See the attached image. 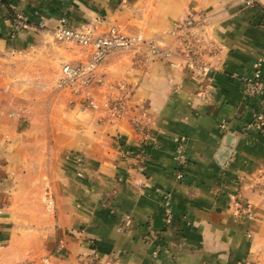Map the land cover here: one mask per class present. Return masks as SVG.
I'll return each mask as SVG.
<instances>
[{
  "label": "crops",
  "instance_id": "obj_1",
  "mask_svg": "<svg viewBox=\"0 0 264 264\" xmlns=\"http://www.w3.org/2000/svg\"><path fill=\"white\" fill-rule=\"evenodd\" d=\"M2 1L0 264H264V195L248 187L264 170V132L249 126L259 98L242 80L264 81V0ZM185 19L206 42L209 97L182 66L173 30ZM60 20L148 47L109 54L75 93L57 87L60 67L91 50L56 42ZM237 192L250 219L230 207Z\"/></svg>",
  "mask_w": 264,
  "mask_h": 264
},
{
  "label": "built area",
  "instance_id": "obj_2",
  "mask_svg": "<svg viewBox=\"0 0 264 264\" xmlns=\"http://www.w3.org/2000/svg\"><path fill=\"white\" fill-rule=\"evenodd\" d=\"M249 3L247 2V4ZM194 22L196 21L185 19L177 23L173 33L176 34L179 49L183 55L182 65L187 72L195 75L197 82L201 84L202 92L200 96L204 98L210 95L211 77L209 73L212 68L203 54L204 39L193 30L196 27ZM39 25L44 26L43 22H40ZM24 27V21L16 16L13 22V30L18 32ZM52 33L56 42H72L82 47H89L91 50L87 61L80 64L66 63L60 67L61 77L56 83L57 87H68L75 93H80L85 86L94 80L97 65L109 54L116 51L131 50L141 45L148 47V44L141 37L122 34L115 27L109 28L104 34L96 35L92 29L69 27L63 20H60L52 29ZM242 80L245 84L244 94L248 97L259 98V108L255 112L253 121L249 126L264 132V81L261 79L259 72H254L249 77L245 76ZM174 143L175 176L180 180L183 177L182 169L187 165L185 143L181 139H176ZM242 182L243 179H239L238 185L240 184L241 186ZM248 187L264 195V170L258 171ZM228 199L230 207L236 216L240 219H250L252 217L253 208L249 203L243 201L238 192L229 193ZM161 214L164 225L170 227L174 215L171 210V199L168 193L163 196Z\"/></svg>",
  "mask_w": 264,
  "mask_h": 264
},
{
  "label": "water",
  "instance_id": "obj_3",
  "mask_svg": "<svg viewBox=\"0 0 264 264\" xmlns=\"http://www.w3.org/2000/svg\"><path fill=\"white\" fill-rule=\"evenodd\" d=\"M227 134H229L230 137H235L232 133H227ZM228 147L229 148L228 149L225 148L224 151L223 150L219 151V153H222L223 152V157H227V156H230L231 155V152H232V149L231 148H232V146L231 145H228ZM223 157H221L219 163L222 162V158Z\"/></svg>",
  "mask_w": 264,
  "mask_h": 264
},
{
  "label": "rangeland",
  "instance_id": "obj_4",
  "mask_svg": "<svg viewBox=\"0 0 264 264\" xmlns=\"http://www.w3.org/2000/svg\"><path fill=\"white\" fill-rule=\"evenodd\" d=\"M119 31V30H118ZM120 32V31H119ZM123 34V33H122ZM206 46V42H205V39H204V43H203V47L204 48H206L205 47ZM203 54L205 55V52L203 51ZM205 57H206V55H205ZM183 66V65H182ZM184 68V67H183ZM211 73V72H210ZM210 73H209V76H210ZM192 74V73H191ZM192 75H194V74H192ZM195 76V75H194ZM211 77V76H210ZM196 81H197V79H196ZM245 90V89H244ZM47 201H50V199H47Z\"/></svg>",
  "mask_w": 264,
  "mask_h": 264
},
{
  "label": "trees",
  "instance_id": "obj_5",
  "mask_svg": "<svg viewBox=\"0 0 264 264\" xmlns=\"http://www.w3.org/2000/svg\"><path fill=\"white\" fill-rule=\"evenodd\" d=\"M0 3H1V5H2V4H3V1L1 0Z\"/></svg>",
  "mask_w": 264,
  "mask_h": 264
}]
</instances>
